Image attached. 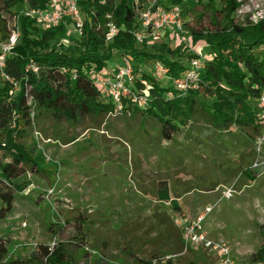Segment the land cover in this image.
Masks as SVG:
<instances>
[{
	"label": "rangeland",
	"instance_id": "obj_1",
	"mask_svg": "<svg viewBox=\"0 0 264 264\" xmlns=\"http://www.w3.org/2000/svg\"><path fill=\"white\" fill-rule=\"evenodd\" d=\"M160 1L167 6V0ZM192 1L194 8L190 2L182 5L187 32L183 42L172 39L166 31L157 39L138 41L139 47L149 50L154 44L170 41L172 47H191L209 57L206 41L194 42L191 32L215 29L213 18L222 17L212 9L222 10L229 0H214L212 5L210 1V6L207 0ZM235 1V24L248 27L259 22L251 17L258 5L264 7V0ZM4 2L0 0V9ZM65 26L60 43L76 35L70 21ZM116 53L114 50L115 59L108 61L113 68L130 59ZM160 66H164L160 61H146L142 70L171 86L157 71ZM96 123L86 118L77 125H61L64 134L73 136L71 142L40 139L37 150L58 166L57 171L49 178L23 177L26 187L17 194L15 212L0 222V235L11 237V250L29 257L35 248L28 243L49 244L54 236L52 228L63 225L64 243L79 255H89L80 264H94L96 258L101 264H143L142 259L150 264L154 259L183 253L184 243L178 249L183 238L181 217L193 219L213 207L204 221L209 236L228 242L237 261L254 262L251 256L264 246V168L246 171L256 156L246 135L218 131L200 119L182 126L167 143L159 122L142 114L110 115L101 126ZM163 180H168L171 195L184 205L186 213L175 212L170 203L158 199V183ZM232 184L233 197L218 203ZM80 220L85 222L82 230L86 237L73 239ZM200 254L215 261L208 251L192 246L172 264H194L193 257Z\"/></svg>",
	"mask_w": 264,
	"mask_h": 264
},
{
	"label": "trees",
	"instance_id": "obj_2",
	"mask_svg": "<svg viewBox=\"0 0 264 264\" xmlns=\"http://www.w3.org/2000/svg\"><path fill=\"white\" fill-rule=\"evenodd\" d=\"M49 1L5 0L0 10L45 8ZM210 1L211 5L214 2L207 0L208 6ZM189 2L194 8L192 0H167L166 7ZM79 5L85 17L83 34L71 36L69 45L60 43L69 20L44 29L38 26L36 18L23 16L20 20V42L5 69L19 82V89L13 93L8 81H0V222L12 215L17 194L26 187L23 177L31 174L49 178L57 171L58 166L46 161L37 150L34 129L44 139L71 142L73 136L64 134L61 125H77L89 118L99 122L96 125L99 127L105 117L115 112V105L90 77L94 70L112 67L108 61L115 59L114 50L117 55L131 59L137 76L142 73L137 86L149 96L146 106L128 104L125 114L156 119L165 142H172L182 126L200 119L221 132H241L253 145L263 129L259 98L264 91V19L254 26L242 27L233 22L235 0H229L222 10L213 8V13L221 14L223 21L214 17L215 29L191 32L194 42L204 39L210 47L209 57H204L191 47H172L170 41L154 44L151 50L139 47L134 35L141 6L137 0H79ZM110 23L116 25L118 33L107 41ZM5 29V19L0 16V32L6 33ZM193 58L203 62L198 86L178 93L173 79L190 69ZM31 59L41 66L39 73L26 70ZM153 60L162 62L171 86L161 84L142 70L146 61ZM247 144L251 146L248 141ZM246 171L250 172L248 167ZM157 194L161 202L171 204L173 211L183 213L178 199L171 195L168 180L158 183ZM84 225L80 220L73 239H85ZM65 228L63 225L52 228L53 235L63 238ZM183 243L182 238L179 250ZM11 244V237L0 235V264H80L83 257H89L87 253L79 255L62 241L53 249L39 243L29 257H20L11 250ZM251 260L264 264V246ZM215 261L205 254L193 257L194 264H215ZM141 262L148 264L144 259ZM173 262L168 260L166 264ZM94 264H101L98 258Z\"/></svg>",
	"mask_w": 264,
	"mask_h": 264
},
{
	"label": "built area",
	"instance_id": "obj_3",
	"mask_svg": "<svg viewBox=\"0 0 264 264\" xmlns=\"http://www.w3.org/2000/svg\"><path fill=\"white\" fill-rule=\"evenodd\" d=\"M141 6L138 8V27L134 30V35L138 41H149L159 38L165 30L170 31L171 37L181 43L186 38V21L184 10L181 5L166 7L161 4L160 0H137ZM1 18L5 19L6 33L0 32V81H8L12 92L19 89V82L11 78L6 67L10 57L14 56L15 49L21 38V18L23 16L36 18L38 26L47 28L56 26L61 22L69 20L73 26L74 33L83 34L84 14L79 6V0H50L45 8L25 7L13 11H1ZM252 20L255 22L264 19V7L258 5L252 14ZM107 41H111L118 33V28L113 23L109 25ZM64 45H69L70 40H64ZM41 66L37 61L31 59L27 66V71L39 73ZM203 62L200 58H193L190 62V69L183 75L173 79V86L178 93H186L198 86L201 78ZM64 72L67 69H62ZM157 71L165 75L164 67H158ZM94 84L105 93L111 102L115 105L113 115H122L126 111L128 104L135 106H146L148 103V94L136 85L138 76L130 59H125L118 67H108L103 71L94 70L90 73ZM260 123L263 125L261 133L254 141L255 160L250 164L248 169L257 170L264 168V91L259 98ZM33 137L37 141L44 139L43 136L34 129ZM28 176H32L28 174ZM235 193L234 184L227 187L218 203L224 199H231ZM213 207H208L204 213L196 218L181 217L184 251L181 254H172L154 259L150 264H166L168 260L175 261L178 256L185 254L190 247H201L215 256V264H262L261 262L243 263L237 261L233 256L232 246L224 239H214L209 236L204 228V221ZM64 242L60 235L55 234L52 242L48 245L53 249L59 242ZM38 242L31 241L28 245L36 248Z\"/></svg>",
	"mask_w": 264,
	"mask_h": 264
},
{
	"label": "crops",
	"instance_id": "obj_4",
	"mask_svg": "<svg viewBox=\"0 0 264 264\" xmlns=\"http://www.w3.org/2000/svg\"><path fill=\"white\" fill-rule=\"evenodd\" d=\"M164 32H166V30H165ZM164 32H163V33H164ZM35 201H36V199H35ZM16 204H17V201L15 202V206H14V211H13V213L15 212V207H16ZM196 204H198V203H195V205H196ZM180 205L182 206V208H183V211L186 213V209L184 208V205H182V203H181V202H180ZM189 209H190V208H189ZM190 211L192 212V210H191V209H190ZM13 213H12V215H13ZM192 214H193V213H191V215H192ZM12 215H11V216H12ZM11 216H10V217H11Z\"/></svg>",
	"mask_w": 264,
	"mask_h": 264
}]
</instances>
